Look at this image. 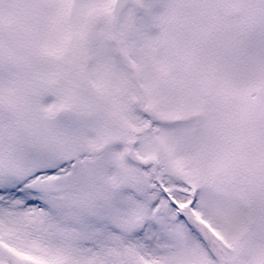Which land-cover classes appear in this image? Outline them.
Masks as SVG:
<instances>
[{
  "label": "snow or ice",
  "instance_id": "6c2138e0",
  "mask_svg": "<svg viewBox=\"0 0 264 264\" xmlns=\"http://www.w3.org/2000/svg\"><path fill=\"white\" fill-rule=\"evenodd\" d=\"M0 264H264V0H0Z\"/></svg>",
  "mask_w": 264,
  "mask_h": 264
},
{
  "label": "rangeland",
  "instance_id": "374dc122",
  "mask_svg": "<svg viewBox=\"0 0 264 264\" xmlns=\"http://www.w3.org/2000/svg\"><path fill=\"white\" fill-rule=\"evenodd\" d=\"M156 11H159V6L157 5V7L155 8Z\"/></svg>",
  "mask_w": 264,
  "mask_h": 264
}]
</instances>
